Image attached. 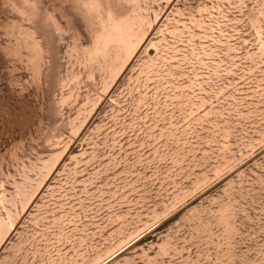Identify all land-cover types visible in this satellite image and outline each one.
Returning a JSON list of instances; mask_svg holds the SVG:
<instances>
[{"label": "rangeland", "instance_id": "374dc122", "mask_svg": "<svg viewBox=\"0 0 264 264\" xmlns=\"http://www.w3.org/2000/svg\"><path fill=\"white\" fill-rule=\"evenodd\" d=\"M0 264H264V0H0Z\"/></svg>", "mask_w": 264, "mask_h": 264}, {"label": "snow or ice", "instance_id": "6c2138e0", "mask_svg": "<svg viewBox=\"0 0 264 264\" xmlns=\"http://www.w3.org/2000/svg\"><path fill=\"white\" fill-rule=\"evenodd\" d=\"M186 253H187V249L185 250V256H186ZM193 255H195V252L193 251Z\"/></svg>", "mask_w": 264, "mask_h": 264}]
</instances>
